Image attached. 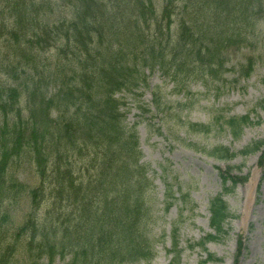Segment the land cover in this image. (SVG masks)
<instances>
[{"label":"trees","instance_id":"obj_1","mask_svg":"<svg viewBox=\"0 0 264 264\" xmlns=\"http://www.w3.org/2000/svg\"><path fill=\"white\" fill-rule=\"evenodd\" d=\"M153 1L0 0V74L14 85L0 103V264H43L45 259L53 264L60 256L63 264L150 260L152 184L138 165L136 132L126 130L115 97L147 87L145 71L159 70L180 92L193 74L201 73V82L214 80L219 72L212 69L213 61H202V54L220 60L229 46L252 39L255 15L264 7L262 0H188L198 12L185 11L165 42L163 27L151 17ZM170 2L161 0L163 12ZM213 9L228 12V28L215 27V21L206 28L200 24ZM64 11L71 19L56 21ZM177 51L182 54L176 57ZM254 65L249 64L247 77ZM251 125L247 115L229 118L222 127L238 139ZM190 130L210 134L213 126ZM85 149L93 157L88 169L75 173L61 164V158ZM263 149L264 142H253L240 155ZM207 154L226 162L237 156L223 147ZM22 162L32 166L37 185L18 183L13 168ZM226 183L223 179L224 193ZM167 192L169 209L179 200L171 188ZM22 205L28 209L24 225L14 230L10 213L22 212ZM209 213L211 229L223 238L232 215L222 195L210 201ZM173 240L176 249L179 240ZM214 240L209 235L201 249L207 252L205 243ZM212 260L209 255L200 264Z\"/></svg>","mask_w":264,"mask_h":264},{"label":"rangeland","instance_id":"obj_2","mask_svg":"<svg viewBox=\"0 0 264 264\" xmlns=\"http://www.w3.org/2000/svg\"><path fill=\"white\" fill-rule=\"evenodd\" d=\"M153 2L155 13L151 17L163 27L165 42L169 41L166 39L169 35H175L174 30L184 20L185 11L194 14L199 10L197 4L188 0H171L168 11L163 12L161 0ZM262 4L264 6V0ZM151 5L149 3V9H152ZM229 18L228 12L213 9L199 22L206 28L215 21V27L226 29L230 25ZM54 19L69 21L71 17L68 11H64ZM255 19L252 39L229 46L220 60L202 54V61L210 60L209 65L213 61L215 67L212 69L219 72L214 80L201 82V73L193 74L182 85L184 92H180L181 87L159 70L145 71L147 87L115 97L121 103L120 112L125 117L126 130L130 134L136 132L140 152L138 165L152 184L148 239L153 242L154 249L149 254L150 260L138 264H174L175 261L178 264H200L209 255L213 260L207 264H264V149L247 157L240 155L251 143L264 142V7ZM179 54L182 52L177 51L176 57ZM253 62L255 65L247 77L245 73ZM9 87L14 85L0 74L1 104H5V91ZM247 115L253 125L242 128L238 139L222 127L223 121L229 118ZM22 116L26 121L27 111ZM50 119H55L54 113H50ZM217 119L223 121L214 126ZM194 125L213 126V131L210 134L197 133L190 130ZM216 147L227 148L237 156L227 162L213 159L207 153ZM9 148L6 147L5 151ZM68 156L61 158V164L68 165L67 170L81 173L92 165L90 160L93 157L87 149ZM13 172L18 183L27 187L38 183L33 177L32 166L25 162L17 169L14 167ZM86 177L87 174L82 181ZM223 179L227 182L226 193L223 192ZM168 187L179 200L169 209L166 208ZM219 195L232 215L223 238H219L210 227V201ZM46 203L41 215L47 209ZM22 208V212L10 213V226L14 230L24 225V211L28 209L23 205ZM72 209L69 207V211ZM209 235L215 240L205 243L206 252L201 249V243ZM174 238L179 240L176 249ZM18 257L23 259L22 255ZM65 262L60 256L53 264ZM42 263L51 264L46 259Z\"/></svg>","mask_w":264,"mask_h":264},{"label":"bare ground","instance_id":"obj_3","mask_svg":"<svg viewBox=\"0 0 264 264\" xmlns=\"http://www.w3.org/2000/svg\"><path fill=\"white\" fill-rule=\"evenodd\" d=\"M208 252V251H207Z\"/></svg>","mask_w":264,"mask_h":264}]
</instances>
